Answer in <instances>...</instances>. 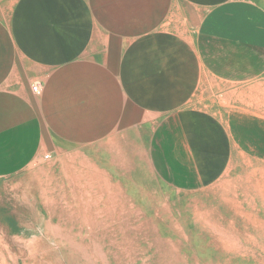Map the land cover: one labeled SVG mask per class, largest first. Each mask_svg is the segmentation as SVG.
Segmentation results:
<instances>
[{
  "label": "crops",
  "instance_id": "1",
  "mask_svg": "<svg viewBox=\"0 0 264 264\" xmlns=\"http://www.w3.org/2000/svg\"><path fill=\"white\" fill-rule=\"evenodd\" d=\"M254 98L264 7L251 0H0V177L45 148L149 130L160 177L202 187L237 145L238 100Z\"/></svg>",
  "mask_w": 264,
  "mask_h": 264
},
{
  "label": "rangeland",
  "instance_id": "2",
  "mask_svg": "<svg viewBox=\"0 0 264 264\" xmlns=\"http://www.w3.org/2000/svg\"><path fill=\"white\" fill-rule=\"evenodd\" d=\"M243 102L237 145L202 187L160 177L149 130L45 148L0 177V264H264V98ZM42 220L63 246L31 230Z\"/></svg>",
  "mask_w": 264,
  "mask_h": 264
},
{
  "label": "clouds",
  "instance_id": "3",
  "mask_svg": "<svg viewBox=\"0 0 264 264\" xmlns=\"http://www.w3.org/2000/svg\"><path fill=\"white\" fill-rule=\"evenodd\" d=\"M31 230L34 231L35 234H38V236L46 239L53 249L59 248L64 244L63 239L59 235L60 229L58 226H47L46 222L42 220ZM36 238L37 235H34L33 239ZM85 261L87 264V257L85 258Z\"/></svg>",
  "mask_w": 264,
  "mask_h": 264
},
{
  "label": "built area",
  "instance_id": "4",
  "mask_svg": "<svg viewBox=\"0 0 264 264\" xmlns=\"http://www.w3.org/2000/svg\"><path fill=\"white\" fill-rule=\"evenodd\" d=\"M36 86H40V84L37 82L36 83ZM45 157L47 158L48 157V154H46Z\"/></svg>",
  "mask_w": 264,
  "mask_h": 264
}]
</instances>
